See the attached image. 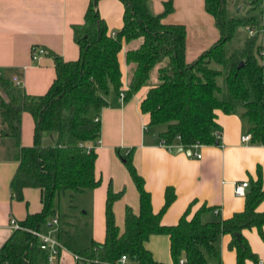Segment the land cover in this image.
Returning a JSON list of instances; mask_svg holds the SVG:
<instances>
[{
	"label": "trees",
	"instance_id": "16d2710c",
	"mask_svg": "<svg viewBox=\"0 0 264 264\" xmlns=\"http://www.w3.org/2000/svg\"><path fill=\"white\" fill-rule=\"evenodd\" d=\"M99 1L89 0L83 24L73 27L78 59L66 62L50 55L55 79L44 95H27L8 78H0V146L8 142L5 159L18 163L10 182L12 198L22 201L24 189H38L42 203L41 212L19 223L21 230L13 232L0 248V264H40V260L46 263L47 254L40 250L31 232H40L56 216V199L99 186L94 174L96 152L88 151L87 146L99 140L100 121L94 119L108 106V94L121 92L118 55L123 43L142 40L136 50L125 54V62L133 70L124 100L141 88H148L140 112L148 116V127L165 126L159 134L162 146L188 151L193 145H216L217 111H239L251 143L264 146V65L255 58L256 34L248 36L243 46L231 47L238 30L258 31L263 27L261 0H237L248 7L241 15L235 13L237 3L233 5L230 0H202L220 37L191 63L185 60L184 27L162 23L173 11L170 1L164 3L161 14L154 16L148 10V0H118L123 7V25L115 37L108 35L100 18ZM153 75L155 83L151 82ZM219 78L221 86L217 83ZM23 114H29L34 122L33 143L29 147L20 143ZM46 134L54 135L56 142L45 145ZM125 160L139 196L138 214L127 208L124 230L119 233L112 206L123 193L114 194L109 187L104 241L91 243L81 255L82 264H116L122 256L135 264H159L145 248V243L155 235L169 238L174 264L181 258L187 264H208V258L218 257L215 244L222 235L231 237L229 248L236 253V264L256 262L242 231L256 228L264 239V212H257L264 199L260 177L249 184L243 211L231 218L202 223L201 213L208 209L201 207L190 219L186 211L176 225L162 226L161 216L175 198L173 190L166 189L164 205L154 214L142 178L129 156ZM235 234L240 236V242Z\"/></svg>",
	"mask_w": 264,
	"mask_h": 264
},
{
	"label": "crops",
	"instance_id": "0c3cea01",
	"mask_svg": "<svg viewBox=\"0 0 264 264\" xmlns=\"http://www.w3.org/2000/svg\"><path fill=\"white\" fill-rule=\"evenodd\" d=\"M168 1L173 11L163 18L162 23L184 27L185 60L191 63L218 41L219 31L214 19L206 13L202 0H148L150 14H161L164 3ZM88 3L89 0H0L2 78L12 82V78L17 77L27 95H44L55 79L50 55H57L66 62L76 61L79 57L78 46L73 40V27L83 24ZM231 3L234 5L237 0ZM237 7V13L241 14L248 8L244 3H237ZM98 12L106 24L108 35H117L123 25L122 4L118 0H100ZM240 30L246 32L245 29ZM141 43V39L123 43L118 55L122 73L121 91L125 94L133 70L132 66L126 64L125 54L136 50ZM35 47L44 49L47 54L37 63H32L31 54ZM151 82H156L154 75ZM147 90V87L141 88L123 103L119 102L117 94L110 92L108 106L99 113L101 130L95 149L94 174L100 184L96 189L69 195L83 217L82 224L85 223L88 229L90 245L92 242L104 241L105 201L109 187L114 194L123 193L112 206L119 233L124 230L125 210L129 208L138 214V192L125 167V158L128 156L143 180L145 191L150 195L154 214L164 205L166 189L171 188L174 192L173 202L161 216L162 226L176 225L186 211L190 219L201 207L208 209L201 213L202 223L214 222L218 218L227 220L244 209V197L234 195L235 183L250 184L260 177L264 189V146L241 143L240 139L247 134V125L239 111L231 114L216 112L220 138L216 145L200 146L195 150L200 155L197 159L192 154L187 155L189 150L177 146L168 149L160 144L159 134L164 132L165 126L148 127V116L140 112V103ZM33 133L31 116L23 114L21 146L32 145ZM56 139L54 135L46 134L43 143L52 145ZM9 146L8 142L0 146V248L15 232L10 228V220L19 224L29 215L42 210L41 192L38 189H24L22 201L12 198L10 182L18 163L5 159ZM257 212H264V199L257 207ZM54 218L58 221L57 227L51 225ZM54 218L49 219V224L42 228L51 229L49 232H53L60 242L64 230L61 229L59 216ZM42 228L40 232L43 233ZM262 233L264 235V226ZM242 236L256 259V262L246 261L245 264H256L257 261L264 263V239L257 229L243 230ZM230 242L229 235L220 236L215 244L218 257L208 258V264H236V253L229 248ZM169 247V238L165 235L151 236L145 243L153 261L159 264H174ZM73 253L77 254L78 250L65 248L52 264H75ZM40 264L46 263L40 260Z\"/></svg>",
	"mask_w": 264,
	"mask_h": 264
},
{
	"label": "rangeland",
	"instance_id": "374dc122",
	"mask_svg": "<svg viewBox=\"0 0 264 264\" xmlns=\"http://www.w3.org/2000/svg\"><path fill=\"white\" fill-rule=\"evenodd\" d=\"M246 3H251L254 0H244ZM234 2V0H230ZM238 7L235 10L237 13ZM241 15V13H238ZM246 30V29H245ZM256 34V46L255 58L259 64L264 65V17L263 27L257 31V29H249ZM248 35L245 31L238 30L236 32L234 41L231 47H241ZM214 66V65H213ZM218 85H222V78L217 80ZM55 214L60 218V226L64 231L60 235V242L64 248L69 250H78V255H83L86 252L87 246L90 245V238L88 236V229L85 227V223L82 224L83 217L75 208L74 199H70L69 194L61 196L58 200L54 201ZM54 217L50 218L53 219ZM69 220V221H67ZM83 221V222H82ZM70 223V226H67ZM49 224V220H48ZM43 234H47L51 229L42 228ZM86 248V249H85ZM89 249V246H88Z\"/></svg>",
	"mask_w": 264,
	"mask_h": 264
},
{
	"label": "built area",
	"instance_id": "2783aa9c",
	"mask_svg": "<svg viewBox=\"0 0 264 264\" xmlns=\"http://www.w3.org/2000/svg\"><path fill=\"white\" fill-rule=\"evenodd\" d=\"M259 6L264 7V0L260 1ZM246 32H247L249 37H252V36L255 35L254 31H252V30L246 29ZM115 36L116 35L114 33L111 34V37H115ZM46 54H47L46 51L44 49H42V48H39V47L33 48L32 54H31L32 63H37L38 60L41 57L45 56ZM0 78H2V73H0ZM12 83L16 87H20L21 86L20 80L17 77H13L12 78ZM124 98H125V93L121 91L119 93V95H118L119 102L123 103L124 102ZM94 120H95V122H99V118L98 117H96ZM214 137H215L216 140H219L220 137H219V134H218L217 131L214 133ZM240 141H241L242 144L251 143V135L249 133H247L246 135H244L240 139ZM97 145H98V141L94 145L87 146V150L88 151H90V150H94L95 151ZM199 147H200L199 145H193L189 149L190 153L193 156H195L197 159L200 158V155L197 154L195 152V150H197ZM166 148L170 149L171 147L168 146ZM248 187H249V183L248 182L235 183L234 184V195L236 197H244ZM215 213L217 214V211H215ZM57 224H58V221H57L56 218H54L51 221V225L54 226V227H57ZM9 225H10V228L13 231L21 230L20 225L14 220H10ZM31 233L38 240L40 250L46 252V254H47L46 264H52L60 256V254L62 252H64L65 248L60 244V242L56 239V237H54L53 232H49L47 234H43L42 232L32 231ZM72 257H73V260H74L75 264H82V261L84 260L81 255H78L76 253H73ZM128 263H129L128 258L126 256H122L117 261L116 264H128ZM178 264H187V263H186V260L184 258H181L179 260ZM256 264H264V263L262 261H257Z\"/></svg>",
	"mask_w": 264,
	"mask_h": 264
},
{
	"label": "water",
	"instance_id": "95a60500",
	"mask_svg": "<svg viewBox=\"0 0 264 264\" xmlns=\"http://www.w3.org/2000/svg\"><path fill=\"white\" fill-rule=\"evenodd\" d=\"M187 155H188V156L191 155L190 151L187 152ZM234 237H235V239L237 240V242H240V236H239L238 234H235Z\"/></svg>",
	"mask_w": 264,
	"mask_h": 264
}]
</instances>
